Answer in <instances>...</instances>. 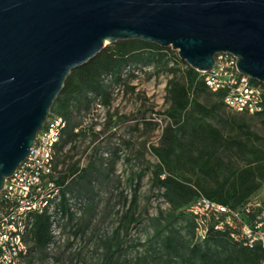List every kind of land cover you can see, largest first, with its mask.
I'll list each match as a JSON object with an SVG mask.
<instances>
[{
    "label": "trees",
    "instance_id": "1",
    "mask_svg": "<svg viewBox=\"0 0 264 264\" xmlns=\"http://www.w3.org/2000/svg\"><path fill=\"white\" fill-rule=\"evenodd\" d=\"M171 62L173 67H169ZM180 64L186 67L185 71H181ZM150 66L169 68L172 75L167 82V114L171 121L163 129L159 145L149 147L158 160L153 171V188L164 190L163 198L171 208L168 215L162 213L157 219L159 222L165 220L166 223L157 229L155 238L160 239L168 233L162 241L163 248L184 264H264V250L260 245L253 248L245 246L243 241L234 237L239 230L227 225L223 230L217 228L224 221V215L220 216V220L214 216L208 219V233L205 240L201 241L197 233V218L189 212L200 197L235 212H241L256 202L264 206V154L250 144L252 138L257 142L263 139L252 133L245 123L238 125L241 134L226 137L221 127L209 121L217 118L216 114L221 107L228 110L223 103L224 92L214 93L209 90L202 74L183 62L172 49H163L143 41H123L109 45L88 65L74 70L52 109L51 115L57 114L67 122L64 136L56 147L55 184L61 189L63 218H67L75 236L84 233L91 225L89 220H85L84 227L75 223L84 215L87 200L68 188L69 174L57 173L58 155L67 144L79 137V133H76L79 124L75 122V117L90 114L97 99L101 100L105 108L110 109L116 88L134 91L135 87L129 84L137 78L135 71ZM180 72L183 74L181 77ZM151 78L152 75H149L148 79ZM203 95L207 96V104L201 102ZM213 97L216 101L212 102ZM117 114L108 113L106 129L114 124ZM252 116L262 117L264 112ZM155 126L154 121H144L146 128ZM236 159L243 166H239ZM113 168L112 165L110 170ZM70 172L75 173L76 169L73 167ZM134 178L137 184L132 202L119 228L125 230L126 234L142 221L141 213L138 214L142 175ZM68 193L74 199L85 201L81 217H76L74 204L69 206ZM250 219L243 214L241 220L249 222ZM182 220L186 221L189 229L185 244L180 243V232L175 229L176 224ZM51 224L52 216L47 213L35 217L33 231L27 240L31 244L28 258L30 263L27 260V264H31L33 252L43 251L52 243ZM122 245L123 239L116 234L108 246L110 261L121 252ZM60 260L56 259V263Z\"/></svg>",
    "mask_w": 264,
    "mask_h": 264
},
{
    "label": "water",
    "instance_id": "2",
    "mask_svg": "<svg viewBox=\"0 0 264 264\" xmlns=\"http://www.w3.org/2000/svg\"><path fill=\"white\" fill-rule=\"evenodd\" d=\"M123 41L172 49L199 73L232 55L264 86V0H0V195L72 72Z\"/></svg>",
    "mask_w": 264,
    "mask_h": 264
},
{
    "label": "rangeland",
    "instance_id": "3",
    "mask_svg": "<svg viewBox=\"0 0 264 264\" xmlns=\"http://www.w3.org/2000/svg\"><path fill=\"white\" fill-rule=\"evenodd\" d=\"M169 67H173L172 62ZM179 67L182 72L186 69L181 64ZM135 74L137 78L129 84L135 90L117 87L110 109L94 108L84 117H75L79 137L58 155V175L59 171L69 174L68 188L87 200L84 215L75 223L84 227L85 220H89L91 225L75 236L65 218L58 235V227L52 222L53 247L48 245L43 251L33 252L31 264H184L163 248L162 241L168 233L155 238L157 229L166 223L157 219L162 213L168 215L171 208L163 198L164 190L153 188V171L158 160L149 150L159 145L163 129L171 121L167 114V82L172 75L169 68L153 66ZM149 75H152L150 80ZM211 101L216 99L213 97ZM201 102L207 104L206 95ZM109 112L118 114L114 124L106 129ZM216 115V119L209 121L221 127L226 137L241 134L240 123L248 125L252 133L263 139L257 142L252 138L251 147L264 154V116L238 114L224 107ZM144 121H154L156 126L146 128ZM235 161L243 166L239 160ZM112 165L114 168L110 170ZM73 167L75 173L70 172ZM139 174L142 178L138 214L141 213L142 221L126 234L119 228L132 202L137 184L134 176ZM175 229L180 232V243L185 244L189 237L186 221H180ZM116 234L123 239L122 250L110 261L108 246ZM58 258L61 260L56 263Z\"/></svg>",
    "mask_w": 264,
    "mask_h": 264
},
{
    "label": "built area",
    "instance_id": "4",
    "mask_svg": "<svg viewBox=\"0 0 264 264\" xmlns=\"http://www.w3.org/2000/svg\"><path fill=\"white\" fill-rule=\"evenodd\" d=\"M201 74L209 90L214 93L224 92L223 103L228 110L251 116L264 112V86L242 75L234 56L217 55L215 66ZM95 108H104L100 99L96 100ZM66 128L67 122L63 117L51 115L38 135L27 161L13 177L6 180L0 195V264H27L30 256L27 240L37 215L47 213L52 216L59 235L64 218L60 207L61 189L55 184L56 147ZM67 199L70 207L75 205L76 217H81L85 201L74 199L70 193ZM189 212L197 218V233L201 241L205 240L208 233V219L214 216L220 220V216L224 215V221L217 227L219 230H223L226 225L239 230L235 239L243 241L250 248L260 245L264 250V206L261 203L250 204L243 211L235 212L200 197ZM243 214L251 218L249 222L241 220ZM49 247L52 248L53 244L50 243Z\"/></svg>",
    "mask_w": 264,
    "mask_h": 264
}]
</instances>
